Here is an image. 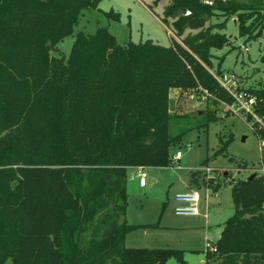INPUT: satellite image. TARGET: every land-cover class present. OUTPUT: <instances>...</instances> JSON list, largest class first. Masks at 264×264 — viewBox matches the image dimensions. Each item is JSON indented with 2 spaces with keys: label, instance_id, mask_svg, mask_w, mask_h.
<instances>
[{
  "label": "trees",
  "instance_id": "1",
  "mask_svg": "<svg viewBox=\"0 0 264 264\" xmlns=\"http://www.w3.org/2000/svg\"><path fill=\"white\" fill-rule=\"evenodd\" d=\"M101 1L0 0V264H187L181 250L125 247L138 228L125 220L129 169L171 167L186 131L170 134L182 116L169 110L171 90L232 104L204 66L231 46L218 33L231 18L245 43L262 36L264 0H169L164 23L180 43L120 45L98 28L77 33L66 59L59 43ZM246 90L264 116V88ZM263 182L231 183L234 213L206 263L264 264Z\"/></svg>",
  "mask_w": 264,
  "mask_h": 264
},
{
  "label": "rangeland",
  "instance_id": "2",
  "mask_svg": "<svg viewBox=\"0 0 264 264\" xmlns=\"http://www.w3.org/2000/svg\"><path fill=\"white\" fill-rule=\"evenodd\" d=\"M168 3L169 0H102L98 9L82 13L73 35L59 43L58 49L68 59L74 36L79 32L93 34L98 28H107L120 45L152 41L167 47L180 43L170 20L168 25L164 23ZM106 13L117 14V19L109 18ZM222 21L223 18L211 20L213 24ZM195 32L186 30L184 36ZM218 33L225 35L231 46L212 49L211 65L204 66L205 69L212 75L233 73L245 88H264V31L258 39L245 43L239 37L236 19L231 18ZM221 57L223 62L218 73ZM169 106L171 113L182 115L172 121L170 134L186 130L178 144L171 147V153L180 151L182 158L174 160L171 167H145L144 189L130 181L137 167L129 169L125 218L127 224L138 228L125 235L124 245L181 250L187 264H219L216 255L206 263V241L219 237L225 222L234 213L231 183L252 175L253 179H264L261 142L246 116L231 112L213 95L189 91L181 96L179 90L174 89L169 95ZM204 110L211 115L208 117ZM192 113L196 116L192 117ZM228 139L232 141L227 149L216 154ZM195 177L197 182L193 181ZM202 178L204 184L200 186ZM215 185L219 186L216 192ZM188 190H196L201 195L202 213L207 207V219L174 214V196ZM204 194L209 195L207 200ZM87 238L85 234V240ZM165 264L177 263L171 258Z\"/></svg>",
  "mask_w": 264,
  "mask_h": 264
},
{
  "label": "built area",
  "instance_id": "3",
  "mask_svg": "<svg viewBox=\"0 0 264 264\" xmlns=\"http://www.w3.org/2000/svg\"><path fill=\"white\" fill-rule=\"evenodd\" d=\"M218 85L232 98V104H224L231 112H240L243 116L249 117L252 128L264 131V116H260L256 112L257 99L254 95L247 92L244 86H241L239 79L233 73L212 75ZM261 142V151L264 149V139L257 136ZM182 157L181 152H176L173 156L174 160ZM264 172V167H262ZM135 177L140 187L146 185V168L137 167ZM209 198L206 194L205 200ZM200 195L196 191L180 192L174 196L176 216H197L199 214ZM213 241H206V251H213Z\"/></svg>",
  "mask_w": 264,
  "mask_h": 264
},
{
  "label": "crops",
  "instance_id": "4",
  "mask_svg": "<svg viewBox=\"0 0 264 264\" xmlns=\"http://www.w3.org/2000/svg\"><path fill=\"white\" fill-rule=\"evenodd\" d=\"M182 158V157H181ZM180 158V159H181ZM133 173V172H132ZM130 181H133V182H135L137 185H138V188H140V189H144L145 187H146V185L144 186V187H140L139 186V184H138V180L136 179V177H135V175L134 174H132V176L130 177ZM188 191H196V190H188ZM183 192V191H182ZM196 192H198V191H196ZM200 195V194H199ZM205 194H204V198H205ZM200 199H201V195H200ZM174 200V199H173ZM207 207H206V211L205 212H203L202 213V205H201V200H200V203H199V214L197 215V216H192L193 218H196V217H202L203 219H207ZM126 216V215H125ZM125 220H126V218H125ZM218 239H219V237H217ZM217 238H213L212 239V241L213 240H215V239H217ZM206 253V252H205ZM206 255V254H205Z\"/></svg>",
  "mask_w": 264,
  "mask_h": 264
},
{
  "label": "water",
  "instance_id": "5",
  "mask_svg": "<svg viewBox=\"0 0 264 264\" xmlns=\"http://www.w3.org/2000/svg\"><path fill=\"white\" fill-rule=\"evenodd\" d=\"M199 114H201V112H199ZM191 116H192V117H195V116H196V113H192ZM253 177H254V176L252 175L251 177L248 178V180H252ZM217 241H218V238L215 239V240H213L214 243L217 242ZM13 262H15V261H13Z\"/></svg>",
  "mask_w": 264,
  "mask_h": 264
}]
</instances>
